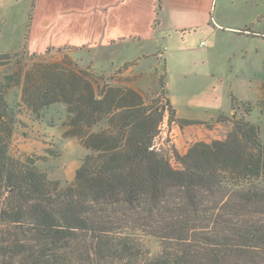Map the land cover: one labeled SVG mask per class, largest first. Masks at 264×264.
Instances as JSON below:
<instances>
[{
  "label": "trees",
  "instance_id": "16d2710c",
  "mask_svg": "<svg viewBox=\"0 0 264 264\" xmlns=\"http://www.w3.org/2000/svg\"><path fill=\"white\" fill-rule=\"evenodd\" d=\"M94 75L70 60L33 61L2 75L0 264H264L259 127L235 120L226 140L174 151L175 168L153 144L165 114L179 127L201 122L175 117L165 67L159 101ZM54 104L66 113L64 137L88 152L64 185L9 151L21 111L40 121ZM257 106L264 121V104ZM144 238L158 243L154 257Z\"/></svg>",
  "mask_w": 264,
  "mask_h": 264
},
{
  "label": "rangeland",
  "instance_id": "374dc122",
  "mask_svg": "<svg viewBox=\"0 0 264 264\" xmlns=\"http://www.w3.org/2000/svg\"><path fill=\"white\" fill-rule=\"evenodd\" d=\"M227 3L226 0H214V15L222 16L224 13L228 19L239 22L243 18L240 11L231 6L229 10L228 6L224 9ZM234 5L238 7L237 2ZM31 16L32 0H0V56H8L0 59V80L4 73L18 66L30 65L33 61L50 63L70 60L81 69L104 78L103 82L125 84L143 94H149L150 99L160 100L158 87L164 60L158 56V51L151 56H142L141 54L146 52V46L141 45L127 58L113 57L107 50H73L67 47L62 52L49 49L48 53L31 54L26 48ZM242 36L232 38L221 35L213 39L196 35L190 39L188 48L194 49L197 55H202L203 51L208 50L218 63V72L212 82L181 84L177 82L176 73L170 74L167 94L177 97L180 102V95L203 96L205 92L210 95L208 97L216 96L220 104L223 101L220 112L210 114L213 117L211 119L198 121L201 124L179 127L176 122H170L168 114H165L153 144L156 150L167 154L173 167H177L173 157L174 151L183 155L193 143L224 141L232 131V122L241 118L259 127L261 139L264 141V121L257 106L258 102L264 104V36ZM201 41L205 45L199 47ZM183 47L185 46L178 41L165 42L161 44L160 49H166L165 52L169 53ZM129 50L131 49L120 54L130 52ZM8 100L11 104L18 102L19 91L11 92ZM243 103L249 104L253 109L248 116L244 113ZM181 111L185 110L182 108ZM175 117L179 119L176 114ZM18 118L19 124L13 133L9 148L11 156L20 159L33 158L37 167L45 172L50 180L59 181L62 185L73 182L76 171L88 152L76 139L64 137V107L61 104L50 106L40 121L33 119L26 110H22ZM172 124L179 127L180 131L176 129V132H171ZM142 245L151 257L160 252L158 243L151 238H144Z\"/></svg>",
  "mask_w": 264,
  "mask_h": 264
},
{
  "label": "crops",
  "instance_id": "0c3cea01",
  "mask_svg": "<svg viewBox=\"0 0 264 264\" xmlns=\"http://www.w3.org/2000/svg\"><path fill=\"white\" fill-rule=\"evenodd\" d=\"M156 2L32 0L26 48L29 53L38 55L49 49L87 48L107 50L113 57L127 58L135 48L145 45L146 52L142 56H151L158 51V56L164 60L168 91V79L172 72L178 75L177 82L196 85L212 82L218 72V63L214 61L212 53L206 50L202 55H197L194 49L187 47L192 36L204 35L213 39L221 35L232 38L246 34L264 36V0H226L223 8H237L243 16L239 22L228 19L224 13L215 16L214 0H162L158 17ZM235 2L238 7L234 5ZM177 41L185 47L169 53L165 52L166 49L161 51V44ZM204 45L202 41L199 43V47ZM128 49H131L130 52L120 54ZM208 96L206 92L203 96L180 95V102L168 93L177 117L194 121L211 119L210 114L220 112L223 101L220 104L216 96ZM182 108L185 111H181ZM170 129L171 132H176V129L180 131L173 124Z\"/></svg>",
  "mask_w": 264,
  "mask_h": 264
}]
</instances>
